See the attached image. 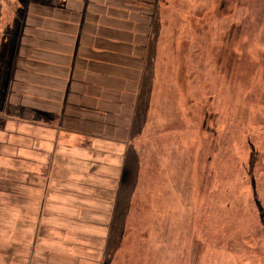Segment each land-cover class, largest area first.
Wrapping results in <instances>:
<instances>
[{
  "label": "crops",
  "instance_id": "0c3cea01",
  "mask_svg": "<svg viewBox=\"0 0 264 264\" xmlns=\"http://www.w3.org/2000/svg\"><path fill=\"white\" fill-rule=\"evenodd\" d=\"M181 1L0 0V264L105 263L154 27Z\"/></svg>",
  "mask_w": 264,
  "mask_h": 264
},
{
  "label": "rangeland",
  "instance_id": "374dc122",
  "mask_svg": "<svg viewBox=\"0 0 264 264\" xmlns=\"http://www.w3.org/2000/svg\"><path fill=\"white\" fill-rule=\"evenodd\" d=\"M170 6L104 264H264V0Z\"/></svg>",
  "mask_w": 264,
  "mask_h": 264
}]
</instances>
